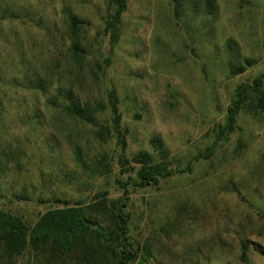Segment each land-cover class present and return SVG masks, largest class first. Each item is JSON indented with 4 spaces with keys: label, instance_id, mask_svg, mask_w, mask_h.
<instances>
[{
    "label": "rangeland",
    "instance_id": "obj_1",
    "mask_svg": "<svg viewBox=\"0 0 264 264\" xmlns=\"http://www.w3.org/2000/svg\"><path fill=\"white\" fill-rule=\"evenodd\" d=\"M205 1L178 11L170 0H127L114 41L106 0H0V209L35 222L58 201L87 206L101 193H128L131 233L149 247L150 264H264V112L243 110L236 131L219 139L236 87L264 75V0H214L212 14ZM70 14L85 21L82 66L69 61ZM233 65L247 70L234 76ZM69 89L106 105L99 127L69 118L61 97L54 104ZM113 89L126 156L159 159L158 136L172 168L187 172L121 188L129 175L118 164ZM215 143L210 158L194 160Z\"/></svg>",
    "mask_w": 264,
    "mask_h": 264
},
{
    "label": "trees",
    "instance_id": "obj_2",
    "mask_svg": "<svg viewBox=\"0 0 264 264\" xmlns=\"http://www.w3.org/2000/svg\"><path fill=\"white\" fill-rule=\"evenodd\" d=\"M178 8L185 0H170ZM110 13L106 29L111 31L116 40L122 16L127 10V0H106ZM206 10L214 13V0H206ZM72 43L69 48V61L82 66L87 49L81 43V34L85 21L76 15H69ZM245 64H250L249 60ZM245 66H232L234 76L246 72ZM48 81L39 77L38 88L46 91ZM62 111L69 118L83 124L99 127L98 116L106 109V105L98 102L94 106L89 101L76 97L72 89L59 92L53 99L54 104L59 100ZM109 108L112 115L113 128L118 134L123 155L118 164L121 174L129 175L128 182L118 180L121 188L132 185L137 189L157 187L161 181L168 180L187 169L172 168L171 153L165 147L163 140L155 136L151 139L154 154L149 152L137 153L133 157L125 154L127 148L126 135L123 130L120 100L115 89L108 93ZM243 110L249 113L264 112V75L252 83H241L235 89V96L228 107L224 127L220 129L219 139L227 133L237 129V121ZM98 135L104 140L110 136V130ZM206 150L194 160L210 158L213 149ZM76 161L85 165L82 150H74ZM104 158V157H103ZM102 172L108 170L109 165L100 160ZM127 192V191H125ZM100 199L84 206L82 203L71 205L70 202H60L62 206L51 208L41 214L37 221L29 222L22 216L8 210L0 209V264H18L19 259L25 258L26 264H150L151 253L149 247L142 240L131 233L133 214L130 207L128 193L117 199H110L107 193L98 195ZM248 245L244 244L241 260L247 259ZM264 254V251L262 252Z\"/></svg>",
    "mask_w": 264,
    "mask_h": 264
}]
</instances>
